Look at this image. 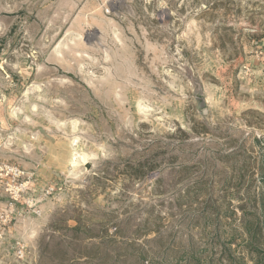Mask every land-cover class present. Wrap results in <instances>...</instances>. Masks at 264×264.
<instances>
[{
    "label": "rangeland",
    "instance_id": "374dc122",
    "mask_svg": "<svg viewBox=\"0 0 264 264\" xmlns=\"http://www.w3.org/2000/svg\"><path fill=\"white\" fill-rule=\"evenodd\" d=\"M0 159V264H253L264 0H0Z\"/></svg>",
    "mask_w": 264,
    "mask_h": 264
},
{
    "label": "built area",
    "instance_id": "2783aa9c",
    "mask_svg": "<svg viewBox=\"0 0 264 264\" xmlns=\"http://www.w3.org/2000/svg\"><path fill=\"white\" fill-rule=\"evenodd\" d=\"M25 173L18 166L4 163L0 159V196H7L10 205L14 206L25 195L29 181L24 179ZM13 221V216L7 210L0 207V231ZM19 256H24V247L20 246Z\"/></svg>",
    "mask_w": 264,
    "mask_h": 264
},
{
    "label": "trees",
    "instance_id": "16d2710c",
    "mask_svg": "<svg viewBox=\"0 0 264 264\" xmlns=\"http://www.w3.org/2000/svg\"><path fill=\"white\" fill-rule=\"evenodd\" d=\"M262 207V216L257 215L256 218L253 220L251 219L247 224V231L250 236V250L254 252L253 257V264H264V249L260 246V244L264 243V239H261V237H264V198L261 203ZM258 243V244H257ZM195 264H202L201 260H198ZM203 264H227L223 261H215L213 263L207 262ZM238 264H249L247 262L243 263L242 261H239Z\"/></svg>",
    "mask_w": 264,
    "mask_h": 264
}]
</instances>
